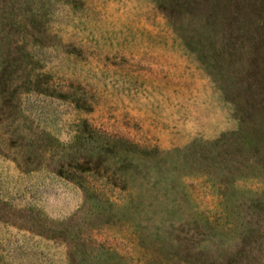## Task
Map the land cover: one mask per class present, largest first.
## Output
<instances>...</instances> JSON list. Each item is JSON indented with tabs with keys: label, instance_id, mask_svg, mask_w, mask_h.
<instances>
[{
	"label": "rangeland",
	"instance_id": "374dc122",
	"mask_svg": "<svg viewBox=\"0 0 264 264\" xmlns=\"http://www.w3.org/2000/svg\"><path fill=\"white\" fill-rule=\"evenodd\" d=\"M0 264H264V0H0Z\"/></svg>",
	"mask_w": 264,
	"mask_h": 264
}]
</instances>
